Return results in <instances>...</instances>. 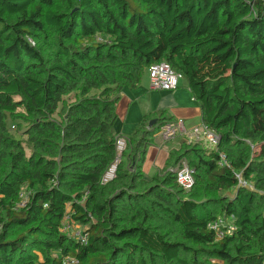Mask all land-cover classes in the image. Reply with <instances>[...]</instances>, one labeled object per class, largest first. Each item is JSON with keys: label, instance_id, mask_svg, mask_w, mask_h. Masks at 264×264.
I'll use <instances>...</instances> for the list:
<instances>
[{"label": "trees", "instance_id": "trees-1", "mask_svg": "<svg viewBox=\"0 0 264 264\" xmlns=\"http://www.w3.org/2000/svg\"><path fill=\"white\" fill-rule=\"evenodd\" d=\"M160 61L184 75L218 148L183 142L148 177L146 152L173 118L149 126L145 114L104 183L118 102ZM10 120L28 124L27 139ZM183 158L195 169L187 191L170 169ZM68 214L88 245L61 231ZM219 216L235 226L223 238ZM68 257L264 264V0H0V264Z\"/></svg>", "mask_w": 264, "mask_h": 264}, {"label": "built area", "instance_id": "built-area-1", "mask_svg": "<svg viewBox=\"0 0 264 264\" xmlns=\"http://www.w3.org/2000/svg\"><path fill=\"white\" fill-rule=\"evenodd\" d=\"M148 71L150 76V87L152 90H175L179 87L180 81L184 79V75L174 69L167 61H160L151 64L148 68ZM13 127L15 128V125ZM155 135L162 137L166 141L175 139L179 135H183L186 138L187 143H200L207 149L211 150L217 149L220 141L219 133L204 122L200 125L187 129L182 120L169 121L163 124ZM125 149L126 138L119 136L117 140V156L109 171L104 176V183H107L116 177L118 164L121 161V157ZM221 158L222 164L227 163L224 154H221ZM171 170L175 172L177 182L181 187H183L185 190H190L193 188L195 185V169L190 166L186 158L181 159L176 166L171 168ZM241 182L242 184L246 185L245 182ZM30 194L31 191L27 188L20 192L21 201L19 206L27 205L30 199ZM74 224L77 225L78 228L72 229V225ZM211 227L216 231L219 238H223L226 233H231L235 228L234 224L227 222L223 216H219L216 221L212 222ZM61 231L68 233L77 242L84 246L88 245L89 243V232L87 227L75 223L69 214L63 220ZM67 261L71 262L72 264H78V260L74 257L66 258L64 263L67 264Z\"/></svg>", "mask_w": 264, "mask_h": 264}, {"label": "crops", "instance_id": "crops-1", "mask_svg": "<svg viewBox=\"0 0 264 264\" xmlns=\"http://www.w3.org/2000/svg\"><path fill=\"white\" fill-rule=\"evenodd\" d=\"M135 89H125L117 105L116 129L120 136L129 137L132 135L145 114L158 118V115L165 113L164 116L173 118V121L174 119L182 120L187 129L204 122L201 105L193 96L187 80L181 81L179 87L171 91L152 90L145 92ZM174 140H177L178 143ZM183 142H186V138L179 135L172 141L170 140L171 146H168V143L159 145L168 149L170 153L171 149L178 148ZM159 149L161 151L156 162L160 161L163 148Z\"/></svg>", "mask_w": 264, "mask_h": 264}, {"label": "rangeland", "instance_id": "rangeland-1", "mask_svg": "<svg viewBox=\"0 0 264 264\" xmlns=\"http://www.w3.org/2000/svg\"><path fill=\"white\" fill-rule=\"evenodd\" d=\"M181 81H186V79H183ZM181 81H180V84H181ZM138 89H140V91H145V92H148V91L151 92L152 91V89L150 87L149 71H147L143 75V77L141 79V82H140V85L135 90H138ZM18 111L19 112L16 114V116L22 115V113H23L22 110H18ZM153 119H157V118L156 117L151 118V120H153ZM177 120L178 119H174V121H177ZM9 124H10V127H12L11 129L13 131V134L16 137H18L19 139H27V135H25V133H24L25 129L28 127L27 123H25L24 121H12V120H10ZM14 125H15V128L13 127ZM174 141L177 142V140H174ZM165 142H166V140H164L162 137L156 136V135L154 136V143L148 148V150L146 152V155H145L144 163H143V166H142V171H143V173L146 176L152 177L157 172H159V170H161L162 168H165L167 166L168 159H169V150L164 148L162 145H159V144H164ZM129 143H130L129 140H126V149L124 150L123 153H125L128 150ZM166 143H168L167 144L168 146H171L170 145V140L167 141ZM159 148H163L162 149V154H161L160 159H159L160 161L156 162V159H157V157L159 155V152L161 151V149H159ZM28 149H29L28 153H30V148H28ZM163 150H164V152H163ZM124 158H125V156H122L121 157V161ZM171 168H173V167H170V169ZM231 193H233V192L229 191V194H231ZM76 228H78L77 225H75V224L72 225V229H76ZM167 228L168 227H166V231H167ZM39 256H40V259L43 260V254L39 253ZM214 262H217V261L214 260ZM219 263L222 264L221 261H219ZM67 264H72V263L67 261Z\"/></svg>", "mask_w": 264, "mask_h": 264}, {"label": "water", "instance_id": "water-1", "mask_svg": "<svg viewBox=\"0 0 264 264\" xmlns=\"http://www.w3.org/2000/svg\"><path fill=\"white\" fill-rule=\"evenodd\" d=\"M155 123H157V119L151 120L149 126H153Z\"/></svg>", "mask_w": 264, "mask_h": 264}]
</instances>
